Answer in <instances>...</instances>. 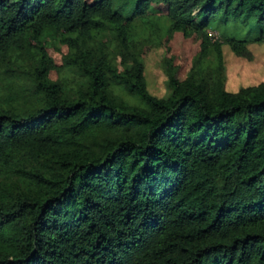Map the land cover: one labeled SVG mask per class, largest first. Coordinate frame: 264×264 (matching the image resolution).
<instances>
[{
  "label": "trees",
  "instance_id": "16d2710c",
  "mask_svg": "<svg viewBox=\"0 0 264 264\" xmlns=\"http://www.w3.org/2000/svg\"><path fill=\"white\" fill-rule=\"evenodd\" d=\"M151 4L170 21L167 98L129 52ZM124 5L0 0V63L49 30L63 51L57 64L39 47L37 95L0 102V264H264V82L231 93L179 73L220 57L211 28L239 56L264 42L250 26H264V0ZM107 33L129 67L103 48ZM63 64L77 87L51 78Z\"/></svg>",
  "mask_w": 264,
  "mask_h": 264
},
{
  "label": "rangeland",
  "instance_id": "374dc122",
  "mask_svg": "<svg viewBox=\"0 0 264 264\" xmlns=\"http://www.w3.org/2000/svg\"><path fill=\"white\" fill-rule=\"evenodd\" d=\"M132 0H118V4L125 10L130 6L124 3ZM170 21L158 16L155 6L147 9L145 17L137 19L132 31V40L129 42V52L138 58L144 67V78L148 92L156 98H167L170 95L169 80L167 76L165 60L170 57V40L168 28ZM250 26L264 33V26L256 24L252 20ZM213 42H218L221 55L215 58L212 53L195 60H181L179 73H191L196 81H202L203 85L213 87L221 85L228 92L236 93L241 88L258 85L264 82V42H250L245 45L247 56L237 55L227 43V38L217 28L208 30ZM175 44L180 38L173 39ZM104 49L109 51L116 63L125 61V67L131 62L127 53L121 50L113 35L107 33L101 40ZM62 35L55 30H49L32 38L29 44L13 54L8 61L0 63V102L5 105L15 106L23 101L24 97L30 99L31 94L37 95L31 82L32 63L39 47H44L48 54L52 55L57 64H61ZM119 46V47H118ZM61 49V51H58ZM123 54V56H121ZM125 54V56H124ZM52 79L58 80L61 85L74 88L83 79L73 70L63 65L57 67ZM4 173L0 172V179ZM15 181L19 182L17 179ZM22 185V184H21Z\"/></svg>",
  "mask_w": 264,
  "mask_h": 264
}]
</instances>
